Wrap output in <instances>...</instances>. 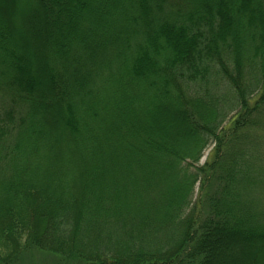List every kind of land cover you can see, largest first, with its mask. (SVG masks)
<instances>
[{"label":"trees","instance_id":"trees-1","mask_svg":"<svg viewBox=\"0 0 264 264\" xmlns=\"http://www.w3.org/2000/svg\"><path fill=\"white\" fill-rule=\"evenodd\" d=\"M5 1L0 264L264 258V0Z\"/></svg>","mask_w":264,"mask_h":264},{"label":"rangeland","instance_id":"rangeland-1","mask_svg":"<svg viewBox=\"0 0 264 264\" xmlns=\"http://www.w3.org/2000/svg\"><path fill=\"white\" fill-rule=\"evenodd\" d=\"M13 14H14V10L13 9L10 10L7 2L5 0H0V16L6 18V16H11ZM30 26L31 25H22V27L18 28V30L22 29L25 33L24 35L25 37L29 39H33L31 34L30 35L27 34L28 31H30ZM50 128L52 133H55L57 131L52 126H50ZM210 150L206 152L205 157L201 161L202 165L208 162L207 160L210 154ZM243 249L244 247H237L235 248V250L227 249L226 259L224 261H226L227 264H254V261L256 260V261H260V264H264V258L262 259V255L260 252L244 253L242 251ZM240 251H242L243 253ZM249 255H251L250 256L251 258L249 257ZM71 263L82 264V262L79 259L72 261L66 259L64 256L60 254H53L46 251L44 252L38 250H31L29 252H26L23 258L14 264H71Z\"/></svg>","mask_w":264,"mask_h":264}]
</instances>
